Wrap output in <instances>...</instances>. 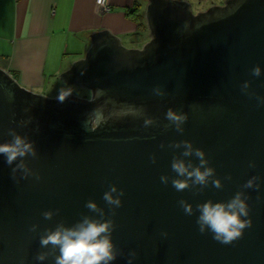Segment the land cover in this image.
Here are the masks:
<instances>
[{"label":"water","instance_id":"1","mask_svg":"<svg viewBox=\"0 0 264 264\" xmlns=\"http://www.w3.org/2000/svg\"><path fill=\"white\" fill-rule=\"evenodd\" d=\"M143 17L148 39L141 46L96 30L84 54L59 73L64 84L89 90L88 97L72 94L59 103L58 94L32 91L0 67V143L11 141L9 129L27 137L37 155L23 163L40 177L22 178L23 169L13 176L21 158L9 166L0 155V264H55L41 235L84 215L114 221L112 241L121 254L110 264H128L132 251V264H264V0H222L196 12L187 0H147ZM256 66L259 77L252 75ZM129 106L139 114L122 115ZM169 108L187 114L183 133L166 120ZM94 110L102 122L92 132L85 121ZM183 140L203 150L206 167L215 169L202 190L172 186L185 179L172 170L174 158L200 164L194 154L183 155V145L174 147ZM255 176L258 189L242 187ZM111 185L124 192L114 216L103 200ZM238 191L248 198L244 219L251 227L231 244L202 234L196 205L226 203ZM89 200L103 216L85 207ZM180 200L192 205V215ZM45 211L53 217L45 219ZM41 252L49 253L44 261L36 258Z\"/></svg>","mask_w":264,"mask_h":264},{"label":"clouds","instance_id":"2","mask_svg":"<svg viewBox=\"0 0 264 264\" xmlns=\"http://www.w3.org/2000/svg\"><path fill=\"white\" fill-rule=\"evenodd\" d=\"M108 0H96L97 5L107 7ZM252 75L259 77L261 75V69L256 66L252 69ZM249 87L248 82H245L243 89ZM157 95H163V92L157 87L155 89ZM102 94L100 91L96 95ZM70 95H72L71 87L65 89L61 88L58 91L56 97L59 103H63ZM259 99V98H258ZM260 103H264L261 100ZM122 115L136 116L139 114V110L129 106L122 113ZM166 120L170 122V125H174L175 129L179 133H183L184 129L182 125L187 121V114H178L169 108L165 116ZM101 118L99 110H94L89 113L88 118L85 121V125L88 130L95 132L97 127L101 124ZM151 118L144 121V126L152 124ZM8 135L12 137L11 141L0 143V155L5 157V162L11 166L13 162L18 158H21V163L17 164L12 169L13 176L17 169H23L25 175L22 178H27L29 175H35L36 179H39V175L33 173L31 169L23 163L24 157L31 155L36 157L37 152L33 147L32 142H28L27 137L18 135L14 129H9ZM183 145L185 151L184 156L195 155L199 158V166L193 167L191 164L185 166L183 161H177L175 158L171 164L172 170L179 176L185 177V179H173L171 181L172 186L177 191H183L190 188V186L200 185L201 190L208 186V178L214 176L215 169L212 167H206L209 163L204 157L205 153L200 148H193V143L188 140H183L174 145L179 148ZM155 162V157H153ZM254 167V164L250 165ZM204 169L203 171L201 169ZM191 169V170H189ZM230 179V177H228ZM259 177H253L249 179L242 187L243 188H259V184L254 182ZM191 181V185L189 184ZM161 181L165 184L168 183L166 176H161ZM212 185L219 189L222 184L219 179L213 180ZM113 193L116 195L114 196ZM124 195L123 190H118L115 185H111L110 189L103 194V200L109 205L111 215H115V209L122 206L121 197ZM247 196L244 192L238 191L234 197L228 202H216L213 203L208 200L204 203L197 204L196 210L199 212L196 223L199 226V231L203 234L206 231L211 232L213 239L222 244H231L235 240L239 239L243 235L245 228L251 227L252 221L249 217V206L247 203ZM180 206L183 208L187 215L193 214V207L185 200L179 201ZM85 207L91 212H99L101 216L104 215L103 211L97 208L96 203L89 200L86 202ZM58 213V209L56 210ZM45 219H51L54 215L53 211L43 212ZM36 225L32 226V231H35ZM115 224L112 219L98 220L93 219L87 215L82 216L76 224L72 226H65L63 222L56 225L55 229H45L44 233L40 237V244L42 247L47 248L51 246L53 249V256L55 258V264H110L121 253L116 249L112 241V232L114 231ZM164 235H167L166 233ZM59 252L58 255L55 251ZM49 256V253L41 252L36 257L39 261H44ZM128 264H132V261L136 257L135 251L128 254Z\"/></svg>","mask_w":264,"mask_h":264},{"label":"crops","instance_id":"3","mask_svg":"<svg viewBox=\"0 0 264 264\" xmlns=\"http://www.w3.org/2000/svg\"><path fill=\"white\" fill-rule=\"evenodd\" d=\"M187 1L196 12L222 0ZM135 2L144 11L147 0H108L104 13L95 0H0V67L22 86L54 96L64 85L59 73L84 54L91 32L107 29L129 47L148 39L125 15Z\"/></svg>","mask_w":264,"mask_h":264},{"label":"trees","instance_id":"4","mask_svg":"<svg viewBox=\"0 0 264 264\" xmlns=\"http://www.w3.org/2000/svg\"><path fill=\"white\" fill-rule=\"evenodd\" d=\"M125 15L135 23L137 33H143L147 30L143 11L140 9L138 2H135L132 7L127 8Z\"/></svg>","mask_w":264,"mask_h":264},{"label":"rangeland","instance_id":"5","mask_svg":"<svg viewBox=\"0 0 264 264\" xmlns=\"http://www.w3.org/2000/svg\"><path fill=\"white\" fill-rule=\"evenodd\" d=\"M192 10L194 11V8H192ZM195 12V11H194ZM144 34H148V31L146 30V31H144ZM122 43L125 45V46H128V45H126V44H128L126 41H122ZM131 44H133V45H137L136 43L137 42H130ZM142 45V44H141ZM65 88V89H67V88H69V87H71V89H72V94L73 95H75V96H78V97H88L89 96V90H87V89H84V88H77V87H75V86H71V85H67V84H64V85H62L61 86V88ZM38 93H42V94H45V95H47V96H52V94H53V91L51 90V89H48L47 91H44V93L43 92H38ZM55 96V95H54Z\"/></svg>","mask_w":264,"mask_h":264},{"label":"built area","instance_id":"6","mask_svg":"<svg viewBox=\"0 0 264 264\" xmlns=\"http://www.w3.org/2000/svg\"><path fill=\"white\" fill-rule=\"evenodd\" d=\"M95 4L97 5V3H96V0H95ZM97 7H98V9H99V11L100 12H107L108 10H109V6L107 5V7L105 8V7H102V6H99V5H97Z\"/></svg>","mask_w":264,"mask_h":264}]
</instances>
